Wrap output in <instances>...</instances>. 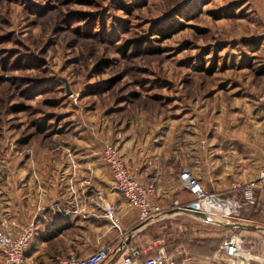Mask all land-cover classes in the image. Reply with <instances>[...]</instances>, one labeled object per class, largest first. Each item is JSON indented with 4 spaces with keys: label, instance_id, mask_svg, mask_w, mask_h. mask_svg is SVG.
I'll use <instances>...</instances> for the list:
<instances>
[{
    "label": "rangeland",
    "instance_id": "obj_1",
    "mask_svg": "<svg viewBox=\"0 0 264 264\" xmlns=\"http://www.w3.org/2000/svg\"><path fill=\"white\" fill-rule=\"evenodd\" d=\"M176 23L182 29L171 37L153 38L156 27ZM143 43L163 51L135 52ZM124 130L163 152L187 148V167L207 175L210 190L221 171L240 170L236 149L245 145V177L231 189L249 213L242 189L264 164V0H0V162L32 167L38 148L56 156L77 131L98 152L107 141L120 147ZM204 155L212 164L195 160ZM172 190L167 200L193 198L180 180ZM172 219L155 224L145 243L172 248L187 234L208 252L237 232L264 255V229L248 238L214 220L191 217L181 229Z\"/></svg>",
    "mask_w": 264,
    "mask_h": 264
},
{
    "label": "crops",
    "instance_id": "obj_2",
    "mask_svg": "<svg viewBox=\"0 0 264 264\" xmlns=\"http://www.w3.org/2000/svg\"><path fill=\"white\" fill-rule=\"evenodd\" d=\"M71 130L73 131L74 128ZM80 134V131L74 133L70 143H66L68 150L57 151L56 156H45L38 148L36 163L32 167L30 163L22 159L0 162V225L4 224L5 228L11 231H18L30 222H35L36 225L29 246L25 250L27 261L50 264L57 254L66 255L71 251L80 256H86L105 243H111L118 248V251H121L124 248L121 243L122 237L127 244L143 245L146 244L145 241H151V230L163 218L169 220L173 218L169 223L171 225L174 224V218L179 219L181 229L187 228L185 223L191 217L200 218L187 212H174L140 223L139 208L131 204L123 193L114 191L108 186L112 182V174L104 163L103 149L98 152L89 141L80 138ZM119 134L122 136L120 152L128 167L141 181L147 182L151 173L158 170L160 196L157 199L164 208L171 210L173 200H167L166 197H171L174 181L179 180V173L184 167L191 163L194 165L189 150L185 147H174L170 151L163 152L155 141L150 145L151 142L147 143L146 140L142 143V137H137L136 142H133L134 137H129V132L126 130L119 131ZM245 147L242 144L236 149L239 160L236 164L240 170L233 173L221 171L219 178H216L215 190L222 194H237L231 187L233 188L236 181H241L245 177L244 167L248 165L249 160V151ZM149 160L153 161L155 167L148 164ZM195 160L212 164V158L207 155ZM213 164L218 172L222 169V166L217 168L218 162ZM198 171L200 170H196ZM258 172L256 171L257 175ZM199 176L204 184H209L207 175L202 177V174H199ZM87 179H91V184L85 183ZM101 186L107 188L109 197L117 206L121 218L122 235L118 229L110 226L108 218L98 214L100 210L95 202L94 189ZM178 199L185 204L193 201L192 196L189 198L185 193L180 194ZM263 199L264 194L260 189H256L253 198L244 199L248 200L245 210H250L249 213H245L247 216L243 214V209L241 216L230 221L264 226L258 221L259 219L253 217V214L257 212L258 215L259 212L264 214V206H261ZM55 201H58L65 209L77 205L89 215L64 216L50 207ZM222 225L227 228L239 227L227 223ZM245 229L248 230V238L256 236V231L262 230ZM198 239L201 238L185 234L173 244L172 248H169L166 242V248L179 254L180 251H187L192 255V259L186 264H199L200 261L205 260L204 256L209 252L199 248L201 240ZM244 251L245 257L239 259L238 264H258L257 257L264 256L249 251L245 246ZM257 253L264 254V250ZM216 254H220L219 249L214 253ZM116 255L112 254V257ZM3 258L4 254L0 250V263ZM228 263H232V259L221 254L220 259L213 260L210 264Z\"/></svg>",
    "mask_w": 264,
    "mask_h": 264
},
{
    "label": "built area",
    "instance_id": "obj_3",
    "mask_svg": "<svg viewBox=\"0 0 264 264\" xmlns=\"http://www.w3.org/2000/svg\"><path fill=\"white\" fill-rule=\"evenodd\" d=\"M103 157L112 173L110 188L123 193L131 204L139 208L140 223L161 218L168 213L178 212L167 210L157 199L160 196V174L158 170L151 173L147 182L141 181L135 172L128 167L120 152L118 143L114 141L106 142L103 148ZM148 164L154 166L152 160H149ZM179 180L181 187L193 195V201L200 202L202 210L207 211L211 217L220 215L223 219L230 221L241 216L242 208L238 196L223 195L219 191L208 189L191 168L184 167L179 173ZM85 183L91 184V179L85 180ZM237 186L238 183H235L233 187ZM256 189H260L264 194V164L258 175L245 184L242 189L243 198H253ZM94 192L95 202L100 210L98 214L108 218L110 226L118 229L122 235L120 214L115 202L109 197L108 190L99 187L94 189ZM208 200L214 202L209 208L204 205ZM189 203L185 204L178 198H174L171 209L177 206H187ZM50 207L64 216L68 214L89 215L77 205L65 209L58 201L53 202ZM35 229V222L26 224L18 231L7 230L4 224L0 225V250L4 254L3 261L0 264H44L41 262L31 263L25 257V250L29 246ZM121 243L124 246L121 251H118V248L113 244L105 243L86 256H80L74 251L66 255L57 254L50 264H185L192 259L187 251H180V254L169 251L166 248V241L163 239H156L152 243L142 245L127 244L125 238L122 237ZM244 244V238L241 234L231 232L220 243V254L202 260L199 264H210L213 260L220 259L221 254H225L232 259V263L228 264H238L237 261L245 257ZM112 254L117 255L113 258ZM257 263L264 264V256H258Z\"/></svg>",
    "mask_w": 264,
    "mask_h": 264
},
{
    "label": "trees",
    "instance_id": "obj_4",
    "mask_svg": "<svg viewBox=\"0 0 264 264\" xmlns=\"http://www.w3.org/2000/svg\"><path fill=\"white\" fill-rule=\"evenodd\" d=\"M120 5H121L120 8H124L125 7V4H123V3L120 4ZM180 29H182V26L180 24L178 25V23L174 24L173 26L171 24L169 26H164V27L163 26H158V27L155 28L152 36H153V38H159L161 41H164L167 38L171 37L176 31H178ZM137 50H139V51L142 50V51H144L146 53H155V52L163 51V48L159 47V46H156V45H153L152 43H149V44H146V45H144V43H143V44H141L140 47L137 46V49L135 47L134 51L136 52ZM17 64L20 65V63H17ZM208 70L210 71L211 68H208ZM205 186L207 187L206 183H205ZM237 228L235 227L234 229H237ZM230 229H232V228H230ZM233 231H235V230H233ZM218 249H219V247L215 248V249H213L211 251H208L209 253L204 256L205 259H207L209 257H212L214 255V253Z\"/></svg>",
    "mask_w": 264,
    "mask_h": 264
},
{
    "label": "water",
    "instance_id": "obj_5",
    "mask_svg": "<svg viewBox=\"0 0 264 264\" xmlns=\"http://www.w3.org/2000/svg\"><path fill=\"white\" fill-rule=\"evenodd\" d=\"M170 211L187 212V213L193 214L195 216H198V217L206 219V220H214L220 224H226L227 223L229 225L239 226L241 228L245 227V228L264 229V226H255V225L244 224V223H240V222H236V221L231 222V221H223V220L213 219L207 211L202 210L200 202H198L196 200L190 202L187 206L174 207Z\"/></svg>",
    "mask_w": 264,
    "mask_h": 264
},
{
    "label": "bare ground",
    "instance_id": "obj_6",
    "mask_svg": "<svg viewBox=\"0 0 264 264\" xmlns=\"http://www.w3.org/2000/svg\"><path fill=\"white\" fill-rule=\"evenodd\" d=\"M214 204V202H211L210 200H208V201H206L205 203H204V205L207 207V208H209V206H211V205H213Z\"/></svg>",
    "mask_w": 264,
    "mask_h": 264
}]
</instances>
